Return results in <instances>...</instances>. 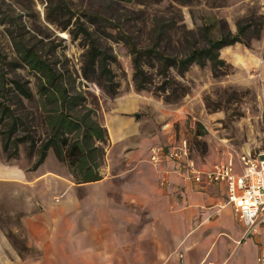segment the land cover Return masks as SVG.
<instances>
[{
	"label": "crops",
	"instance_id": "crops-1",
	"mask_svg": "<svg viewBox=\"0 0 264 264\" xmlns=\"http://www.w3.org/2000/svg\"><path fill=\"white\" fill-rule=\"evenodd\" d=\"M143 102L129 94L99 100L107 140L96 181L73 182L59 161L62 173L39 172L44 159L32 171L0 161V184H10L0 194V264H264V229L244 235L223 183L199 190L177 162L148 161Z\"/></svg>",
	"mask_w": 264,
	"mask_h": 264
},
{
	"label": "rangeland",
	"instance_id": "rangeland-1",
	"mask_svg": "<svg viewBox=\"0 0 264 264\" xmlns=\"http://www.w3.org/2000/svg\"><path fill=\"white\" fill-rule=\"evenodd\" d=\"M65 1L71 15L64 28L61 26L68 15L56 16L52 11L56 0H51L50 5L47 0H0V10L18 15L21 24L16 32L18 36L35 46L38 53L54 62L58 69L70 72L76 88L89 94L87 97L94 103L91 106L96 107L98 122L99 100L108 97L98 84L81 75L86 39L72 37L78 23L85 25L92 38L110 55L107 61L113 80L118 84L116 96L129 94L145 102L141 118L145 120V128L150 130V145L165 143L169 136L184 137L192 158L201 166L218 163L229 154L243 151L253 154L261 145L264 138V0H191L185 4L175 0ZM46 13L57 17L58 25L47 21ZM251 14L262 18L259 35L251 38L248 46L236 42L219 49V58L229 64L225 74L213 76L208 64L202 67L191 64L182 75L170 70L171 78L185 92L168 101L165 93L158 91L163 78L155 73L154 67H144L150 83L146 89H134L131 54L119 38L117 28L129 35L136 45L145 46L151 40L152 19L170 21L173 26L159 47L165 53L176 54L188 47L203 46L202 29L209 27L212 21L218 23L209 37L217 34L220 24L234 32L235 23ZM2 18L0 13V103L14 101L13 80L25 84L31 91L36 81L31 70L17 64L8 32L12 27ZM164 91L171 92L169 88ZM21 102L27 111H34L33 103L25 99ZM11 103L10 107L18 108ZM34 130L35 137H41L39 124H34ZM8 149L2 151L0 135L1 162H14L19 168L30 167L29 171L37 167H31L34 158L28 156L26 143L17 146L14 158L9 156L11 148ZM45 169L63 172L51 149L47 150L39 172ZM8 191L10 184H0V194ZM9 238L19 252L23 250L20 239Z\"/></svg>",
	"mask_w": 264,
	"mask_h": 264
},
{
	"label": "trees",
	"instance_id": "trees-1",
	"mask_svg": "<svg viewBox=\"0 0 264 264\" xmlns=\"http://www.w3.org/2000/svg\"><path fill=\"white\" fill-rule=\"evenodd\" d=\"M175 1L185 4L191 0ZM50 3L51 0H47V4L50 5ZM1 10L2 21L12 27L8 32L17 64L31 70L36 80L32 91L25 84L13 80L14 101L0 103L2 151L9 150L8 147H10L9 156L14 158L17 146L26 143L28 156L34 158L31 167L35 168L43 161L46 151L51 149L55 158L66 166L73 182L85 183L100 179L107 133L97 120L96 107L91 106L94 103L88 100L89 94L76 88L74 78L67 69L63 71L58 69L54 62L43 58L35 46L28 45L20 35L18 36L16 32L21 28L18 15H12L5 9ZM52 11L57 17L68 15L61 26L64 28L71 15L66 1L56 0ZM57 17H51L49 13L45 14L47 21L58 25L55 19ZM105 22L110 24V21ZM216 23L218 21H212L209 27L202 29L203 46L188 47L176 54L165 53L159 47L160 42L173 26L170 21L153 18L150 26L151 40L145 46L136 45L129 35L117 28L119 38L131 54L134 89L136 91L146 89V85L150 83L151 79L144 67H154L155 73L163 78L158 91L165 93L164 98L168 101L174 100L179 96L178 94L182 95L185 92L171 78L170 70L177 75H182L191 64L199 67L208 64L213 76L225 74L229 64L219 58V49L236 42L248 46L249 40L259 35L262 18L251 14L239 19L235 23L234 32L220 24L217 34L209 37ZM77 36L86 39L81 67L82 77L98 84L106 97L116 96L118 84L113 80L107 61L111 58L110 55L105 53L82 23H78L76 30L72 31V37ZM164 83H167V86H164ZM166 88H169L171 92L166 93L164 91ZM22 99L33 103L34 111H27L23 107ZM11 102H14L13 104H16L18 108L10 107ZM35 123L42 129L41 137H35Z\"/></svg>",
	"mask_w": 264,
	"mask_h": 264
},
{
	"label": "built area",
	"instance_id": "built-area-1",
	"mask_svg": "<svg viewBox=\"0 0 264 264\" xmlns=\"http://www.w3.org/2000/svg\"><path fill=\"white\" fill-rule=\"evenodd\" d=\"M164 160L177 162L179 172L184 171V176L199 190L211 183H223L226 201L232 204L233 214L243 225L245 236L256 234L258 228L264 229V138L253 154H229L206 170L197 167L191 159L185 138L170 147L149 148L148 161L154 167ZM163 183L161 177L160 184ZM263 258L260 254L257 261L262 262Z\"/></svg>",
	"mask_w": 264,
	"mask_h": 264
}]
</instances>
